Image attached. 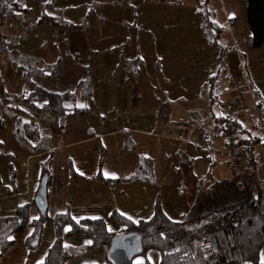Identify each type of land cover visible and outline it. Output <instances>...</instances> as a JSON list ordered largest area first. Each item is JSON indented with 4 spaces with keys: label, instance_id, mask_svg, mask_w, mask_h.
<instances>
[{
    "label": "crops",
    "instance_id": "crops-1",
    "mask_svg": "<svg viewBox=\"0 0 264 264\" xmlns=\"http://www.w3.org/2000/svg\"><path fill=\"white\" fill-rule=\"evenodd\" d=\"M50 2L54 4V0ZM23 11H15V13L20 15L18 13ZM19 17L0 30L1 51H5L6 37L11 34V29L16 22L21 23L27 32L30 30L22 24V16ZM63 21L68 22L67 20ZM233 21V18L224 16V28H217L216 23H213L212 27L219 29L220 33L221 31L225 32L226 29L225 35L229 38L227 42L236 51V49H241L240 45L242 47L246 45V40L244 45L237 44L234 33L236 24ZM217 29L207 31L210 35H217L219 39ZM57 30L53 29L55 34ZM169 46L166 44L164 49L158 47V50L155 51L157 52L155 63L167 62L164 68L157 67L160 68L158 73L162 75L161 79L144 73L145 60L139 56L134 59L135 67L138 65L137 68L134 67L130 72L127 67L122 73L123 75H118V71L113 70L117 64L110 69L107 68L108 66H105L104 69L102 66V71L90 73L85 78L91 83V96L85 104L90 111L84 115L69 117L63 128L60 127L58 119L53 114L33 110V106L37 104L32 101V95L36 93L39 86H35L32 92L25 95V85L22 86L15 82V72L22 69L25 81L24 70L26 68L23 66L19 54L14 53L7 58L0 59L1 80L8 98L13 103L10 106L12 112L9 116L13 118L12 114L20 110L30 115L34 118V122L30 123L37 126V130L43 137L42 150L37 153H31L26 145L21 144L24 147L23 166L20 167L21 172L15 171L14 179L9 182L2 179L1 170L6 168V165L2 163L5 155L0 152V220L11 217L16 208L23 205L29 207L27 225L32 220L38 219L40 212L34 205V197L41 181L39 169L41 170L42 163L48 159H50L51 172L47 194V217L49 220L44 224L41 237L46 245L49 246L55 237L52 219L65 212H69L74 220L101 219L106 223V226L115 222L112 219L114 212L133 221H138V219L131 218L129 213L137 208L135 203L140 205L141 201H147L149 210L153 208L154 213L155 205L160 202L158 199L161 200L162 197L156 195L154 191V187L157 185L154 178L152 154L142 151L146 148L153 151L154 154L162 152L174 144V154L176 156L177 153L183 155L185 161L189 159L187 153L184 154L176 149V141L170 136V129L174 123L191 122L195 125L193 138L189 144L194 146L195 155H200L202 153L200 144L202 145V143L199 144V142L203 139V144L207 145V142L214 139L210 134L211 130L217 125L222 129L225 124L231 121L241 142L244 168L250 163L251 158L254 159L256 166L261 167L259 170L261 176H259V171L258 176L261 177L259 181L264 191V152H255L258 147H263L264 151V126L258 117L253 92H258L262 97L263 95L257 89L250 71L247 70V65H244L245 59L243 60L239 56L232 57L235 62L228 61V74L226 65L223 63L224 76L212 88V92L216 95L215 101L212 102V98L209 96L208 81L205 82L206 77L201 78L200 84L193 85L194 88H189L185 79L186 75L184 72L182 73V68L184 70L187 62L181 58L177 50L175 53H168L169 48L167 47ZM243 55L244 58H247L244 53ZM218 59L215 58L213 61V64L216 65V72L219 68ZM26 60H28L27 67L31 74L37 73L39 69L36 66L39 65L38 62L42 64V60L37 58ZM32 60L36 61V66L34 64L30 68ZM102 61L105 63L104 65L113 62L112 59L107 58H103ZM58 62L61 60L45 64L42 71L44 72L48 66L54 68ZM234 63L237 64L239 70L235 69L234 65L232 71ZM59 68L58 72L53 75L61 73V63ZM4 76L6 77L4 78ZM244 78L248 81L249 90L241 86ZM223 80L225 84L220 88ZM75 83L76 81H73L71 85L77 86ZM236 84H238V88L235 90L234 85ZM69 85L61 82L55 91L46 90L44 87H39V89L52 93H64L70 91L72 86ZM239 97L245 99L246 105V111L241 115H238L232 107L234 99ZM3 124L2 121L0 129ZM13 126L15 127V123ZM222 137L225 140L223 134ZM129 144L132 145L133 150L125 151V145ZM225 148L227 150V145ZM16 149L18 148L16 147ZM100 149L104 152L100 172L104 179L113 182L112 185L103 184L96 179ZM192 151L193 148L188 150V153ZM227 152L220 159L211 155L209 163H212L213 157L214 162L221 161L223 164H228L229 155ZM32 161L35 162L33 167L31 166ZM71 171L78 176L72 177ZM201 173L203 175L209 173L206 162L202 164ZM246 173L247 170L235 177L231 175V178L234 179L235 184H240ZM211 180L213 181V179ZM223 182L225 181L213 184L222 185ZM32 233L33 228L27 226L22 233L10 237L9 240L13 241V245L4 254H0V264H24L27 260L30 261L32 253H29L25 246L26 239L31 237ZM41 240L38 245L42 242ZM64 244L82 247L87 245V242L74 237L65 239ZM44 254L41 259L35 261V264L42 260ZM147 260L151 264H159L160 256L155 252H149ZM142 263V258H137L136 263L134 261V264ZM66 264H106L105 250L102 247L88 250L69 260Z\"/></svg>",
    "mask_w": 264,
    "mask_h": 264
},
{
    "label": "rangeland",
    "instance_id": "rangeland-1",
    "mask_svg": "<svg viewBox=\"0 0 264 264\" xmlns=\"http://www.w3.org/2000/svg\"><path fill=\"white\" fill-rule=\"evenodd\" d=\"M47 1L51 0H23L24 11L18 14L22 18L31 16L34 22L30 23L28 32L21 23L16 22L11 29V34L6 37L5 51L0 50V59L18 53L26 69H28L26 59L42 60V64L38 62V66L35 60L31 61L32 64L29 67L32 68L35 64L39 71L30 74L29 80H25L27 83L23 80L22 67V70L15 72V82L26 87L25 95L32 92L35 86L55 91L61 82L70 84L69 86L72 87L69 90L73 91L76 86L71 85L73 81L77 84L90 73L102 71V66L104 69L108 66L107 68L110 69L117 64L113 70L118 71V75H123L127 67L130 72L134 69L136 65L134 59L137 56L145 60L144 73L161 79L162 75L158 73L160 68L157 67L164 68L167 62L155 63L157 55L155 51L158 47L164 49L166 44L168 46L170 44L167 47L169 48L168 53H175L177 50L181 58L187 62L184 70L182 68V73L186 75L185 79L189 88L200 84L202 77H206L205 82L207 83L208 78L216 74V65L213 64L215 58L222 60L228 74V61L235 62L232 57L239 56L245 59L244 65H247V70L250 71L257 89L264 97V49L252 46L246 18V2L243 0H199V2L164 0L162 3L156 0H54V4L50 2V7L45 10L46 19L43 20L41 18L42 4ZM224 16L234 19L237 44L244 45L246 40V45L244 47L240 45V50L235 51L233 46L227 42L229 38L225 35L226 29L225 32H219V39L213 37L214 34L210 35L206 30L210 22L216 23L217 28H224ZM50 17L67 20L71 27L58 28L55 34L51 22L47 19ZM242 52L247 58H244ZM103 58L112 59L113 62L104 65ZM58 59L62 64L61 73L51 76L50 79L44 78L42 75L50 71L46 69L43 72V66L54 63ZM115 60L118 61L114 62ZM234 65L235 69L239 70L237 64L234 63L232 71ZM224 84L223 80L220 88ZM0 115L4 123L0 129V152L5 155L2 163L6 165V168L1 170V175L2 179L9 182L14 179L15 171L21 172L20 167L23 166L24 160V147L15 138L13 125L16 120L34 122V118L21 110L13 113L12 118L8 113H3L1 108ZM210 134L214 139L207 142V145L203 144V139L199 142V144L202 143L200 144L202 148L200 155H195L194 146L191 144H188L184 151L178 142L175 143L178 151L187 153L190 157L186 161L183 160V155L174 154V144L154 154L150 149L145 148L144 151L141 149L146 154H152L154 178L157 185L154 191L156 195L162 197L161 200L158 199L162 211L173 221L190 219L194 209L192 206L198 203L200 196L206 197L209 194L219 193L218 201H220L222 195L225 194L221 191L231 189L228 188L229 185L219 189L220 185L213 184L214 182L234 183L227 164L221 161L214 162L213 157L212 163H209L211 155L220 159L228 151L225 148L226 143L220 127L215 126ZM191 148L193 151L188 153ZM255 152H264L263 147L256 148ZM205 162L208 164L209 173L203 175L201 169ZM34 165L35 162L32 161L31 166ZM260 169L261 167L257 166L258 180H261V177L259 178ZM262 187L260 184L261 189ZM135 204L137 208L129 213L131 218L145 220L152 217L153 208L149 210L147 201H141L140 205ZM261 210L264 211V200L261 203ZM107 229L118 234L122 231V227L115 222L108 224ZM41 241L40 245L32 248V244L37 242L33 240L29 246L30 250L27 245L25 246L28 252L32 253V257L24 264H35L37 259H41L48 246L44 243V239ZM260 257L261 263L264 264V248Z\"/></svg>",
    "mask_w": 264,
    "mask_h": 264
},
{
    "label": "trees",
    "instance_id": "trees-1",
    "mask_svg": "<svg viewBox=\"0 0 264 264\" xmlns=\"http://www.w3.org/2000/svg\"><path fill=\"white\" fill-rule=\"evenodd\" d=\"M156 1L162 3L164 0ZM195 1L199 2V0ZM243 1L246 2V18L252 46L264 49V0ZM50 4H42L43 14L41 18L43 20L46 19L44 13ZM23 10V0H1L0 22H6V26H8L11 19L20 18V15H17L15 11ZM47 19L54 29L71 27V24L63 21L60 17ZM209 24V28L206 30L217 29L212 27L214 25L212 22ZM217 30L220 32L219 29ZM213 37L218 38L215 34ZM218 62L219 68L216 74L208 80L209 96L212 98V102L216 98L212 88L224 76L223 62L220 58ZM60 63L58 62L54 68L48 66L47 70L50 72L43 75L44 78L49 79L57 73L60 69ZM24 72V79L28 81L31 72L29 69L24 70ZM253 95L258 117L264 126V98L256 91L253 92ZM90 96L91 83L88 79L79 81L76 89L72 92L52 93L37 87L36 93L32 95V101L37 104L33 106V110L53 114L58 119L60 127L63 128L69 117L84 115L90 111L85 105ZM12 104L0 76V106L3 113L11 114L10 106ZM223 129L224 127H222ZM14 136L20 144L26 145L31 153L42 150L43 137L35 124L16 120ZM128 150H133L131 144L125 145V151ZM103 153V150L100 149L96 179L103 184L112 185L113 182L104 179L100 172ZM249 162L245 168L242 164L240 173L245 170L247 173L240 184L219 186V189L228 185V188H231L221 191L225 194L222 195L220 201H218L219 193L217 195L209 194L206 197L200 196L190 219L171 220L164 214L159 202L156 203L154 213L148 220L133 221L116 212H114L112 219L118 226L122 227L120 234L133 233L140 238L141 254L137 258L143 259L142 264H151L147 260L149 252L159 254V264H262L260 254L264 248V211L261 210V203L264 200V191L260 188L257 179V166L254 159L251 158ZM71 176L77 177L78 175L71 171ZM42 178L46 179V194H48L51 179L50 159L41 165L40 180ZM28 219L29 207L23 205L17 207L11 217L0 220L1 255L13 245V241H10L9 238L22 233L27 226L33 228L31 237L26 239L28 248L33 240L40 242L44 224L49 220L47 211L39 213L38 219L32 220L27 225ZM51 222L55 233L54 241L47 247L42 260L37 264H66L69 260L86 251L99 247L104 248L106 264H109L107 251L110 242L120 234L110 232L103 220H74L69 212H65L55 216ZM74 237L86 241L87 245L72 247L64 244L65 239ZM137 258L133 260V264Z\"/></svg>",
    "mask_w": 264,
    "mask_h": 264
},
{
    "label": "built area",
    "instance_id": "built-area-1",
    "mask_svg": "<svg viewBox=\"0 0 264 264\" xmlns=\"http://www.w3.org/2000/svg\"><path fill=\"white\" fill-rule=\"evenodd\" d=\"M13 21V19H11ZM10 21V22H11ZM34 22L31 16H24L22 18V24L25 27H29L30 23ZM6 22H0V30L6 26ZM242 88L249 90V84L246 78L242 80ZM235 90L238 88V84L234 85ZM238 115L244 114L246 111L245 99L243 97L235 98L232 104ZM2 125V117L0 115V126ZM195 125L191 122L187 123H174L170 129V136L176 142L180 144V148L184 151L187 149V145L192 140ZM223 135L226 140L228 149V167L233 177L237 176L242 170L243 164V151L241 149V142L238 139L236 130L233 123L230 121L225 124L223 129Z\"/></svg>",
    "mask_w": 264,
    "mask_h": 264
},
{
    "label": "water",
    "instance_id": "water-1",
    "mask_svg": "<svg viewBox=\"0 0 264 264\" xmlns=\"http://www.w3.org/2000/svg\"><path fill=\"white\" fill-rule=\"evenodd\" d=\"M198 117V116H197ZM34 205L40 213L47 211L46 179L42 178L34 197ZM38 242L32 244L37 247ZM141 254L140 238L133 233L120 234L114 237L107 251L109 264H133V260Z\"/></svg>",
    "mask_w": 264,
    "mask_h": 264
}]
</instances>
